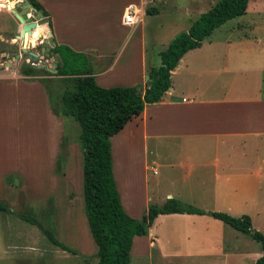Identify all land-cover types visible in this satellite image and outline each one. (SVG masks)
Wrapping results in <instances>:
<instances>
[{"label":"crops","instance_id":"0c3cea01","mask_svg":"<svg viewBox=\"0 0 264 264\" xmlns=\"http://www.w3.org/2000/svg\"><path fill=\"white\" fill-rule=\"evenodd\" d=\"M36 1L48 13L53 41L84 52L92 60L86 59L96 84L110 87L105 79L117 63L119 50H106L97 41L84 43L78 36L87 29L88 35H104L129 26L123 22L126 7L139 10L144 0ZM213 4L214 0H196L187 15L193 20L204 12L199 7L208 10ZM7 5L5 0L0 1L1 17L11 15L10 2ZM144 14L141 10L139 21L131 27L141 23ZM242 15L250 17L248 33L239 34L240 26L229 27L220 37L211 38L210 33L197 47L185 51L170 71V85L160 101L145 105L110 136L112 176L121 206L130 217L134 215L126 209L120 188L129 192L138 166L142 191H146V172L151 173L153 168L152 173L157 174L160 170V180L167 184L163 189L165 199L175 196L205 211L238 212L243 208L251 226L264 234V25L253 21L264 19V0H248ZM15 23L18 33L19 24ZM83 26L85 30L78 32ZM12 37L15 35L0 30V42L16 45ZM143 50L141 46L139 58L144 57ZM150 67L143 65L141 76ZM27 77L7 71L0 74V95L11 91L10 86L16 90L29 85L32 91L24 98L21 91L11 92L15 98L7 91L1 96L9 108H16V123L10 130L22 134L28 154L20 157L3 153L0 157V196L9 189L4 178L26 173L45 176V162L52 165L58 157L55 149H59L62 116L55 112L40 79ZM134 82L144 85L141 79ZM62 172L60 168L57 174ZM153 189H158L157 181ZM222 200L225 205L218 204ZM198 202L209 206L199 207ZM225 225L207 214H158L145 234L133 236L129 261L135 256L179 259L183 264H245L246 260L254 264L262 253L260 244L256 248L248 242L249 236L232 232Z\"/></svg>","mask_w":264,"mask_h":264},{"label":"rangeland","instance_id":"374dc122","mask_svg":"<svg viewBox=\"0 0 264 264\" xmlns=\"http://www.w3.org/2000/svg\"><path fill=\"white\" fill-rule=\"evenodd\" d=\"M6 1L10 2L11 6H14L15 0ZM195 1L164 0L162 2L161 0H144V2L142 1L141 9L138 11L139 16L140 11L145 12L146 7L154 8L157 12L155 14H144L141 23L135 28L120 26L104 35H88L87 32L89 30L87 29L86 33L79 35L78 38L84 43L92 42L93 44L97 41V43L106 47V50L108 48L119 50L117 63L105 79L107 85L136 86L140 83L134 82L135 79L144 80L146 73L141 76L143 65L146 68L157 65L159 62L158 51L164 49L176 34L187 28L192 20V16L187 15V12L191 10L190 8ZM215 1L217 0H214V3ZM140 4L139 2L137 6H140ZM199 9L205 11L207 8L199 7ZM253 21H258L261 25H264V19H254ZM15 22L17 20L12 14L6 16V18L0 16V30L4 34H17ZM248 22H250L249 15L233 17L214 29L210 36L211 38L220 37V33L224 32L223 30L239 26L237 28L240 30L239 34H246L249 31L246 26ZM39 28L40 31L44 30L42 26ZM83 30H85L84 26L80 30L78 29V32L81 33ZM95 32H98V29ZM73 36L74 38L77 37L75 34ZM12 38L13 41H17L16 45L0 42V74L2 71H7V73H16L24 76L19 73V67L30 63L26 61L23 54H21L20 58H14V54L19 51L20 41L14 37ZM38 42L33 40V51H38V47H36ZM141 46L144 49V57L139 58V48ZM82 53L85 54L84 52ZM84 56L88 61H92L86 54ZM45 60L48 65L52 62L50 58ZM81 62L82 60L78 58L72 64L70 62L69 65L70 67H80ZM40 78L46 80L47 90H45L47 95L50 93L48 96L50 103L53 107H57L59 104L58 78L54 74L39 73L38 75L28 76L26 79ZM24 86L21 87L20 85L16 87V90L10 86L9 89L11 91H6L11 94L12 98H15V96L11 92L21 91L20 97L24 98V96L31 95L29 93L32 92L29 85ZM32 86L35 90L38 89L36 85ZM139 91H143V87ZM5 92L0 95V98L1 96L4 97ZM1 100L3 106L0 107V157L3 153H6V155L11 153L13 156L18 154L20 157L26 156L28 149L27 145L21 142L22 134L10 130L11 125L16 123L14 120L16 108H9V103L5 104V98H1ZM61 120L59 149H55V156H58L57 161L52 163V165L45 162V176L26 173L22 177L10 176L7 179H3L4 184L9 189L7 190L8 192L6 191L7 195L2 194L0 196L4 199L0 200V202L6 208L5 212L0 211V264H95L96 262V248L88 232L83 212L81 188L82 156L77 139L79 127L70 116H62ZM48 124H51L50 120H48ZM49 131L50 135L54 134L52 133V127H50ZM60 168L61 172H63L58 175L57 171ZM151 173L146 172V191H142L141 172L138 166H135V176L129 182V192L127 193L120 188L122 201L128 212L131 213L130 215H134V218H138L148 205L158 206L165 200L164 190H166L167 184L160 180V170L157 174ZM155 181L158 183L157 190L153 189ZM145 197H148V199L146 200ZM172 197L175 198V196ZM182 197L188 198V196ZM188 203L196 206L191 202ZM219 203L225 205L226 201H218ZM198 205L199 207L209 206L205 202H200ZM224 205H219L218 207H223ZM243 210L242 208L238 212L226 209H216L215 211L226 212L236 217L241 214L249 216L248 212ZM221 224L225 225L223 222ZM225 226L232 232H236L230 226ZM257 231L264 235L260 230L257 229ZM236 233L242 236L241 233ZM49 236L60 241L66 248L63 249L52 243ZM248 240L253 246L259 248L258 242L249 238ZM183 261L179 259H138L135 256H131L129 264H183ZM189 264L194 263L189 262ZM245 264H248V260L245 261Z\"/></svg>","mask_w":264,"mask_h":264},{"label":"trees","instance_id":"16d2710c","mask_svg":"<svg viewBox=\"0 0 264 264\" xmlns=\"http://www.w3.org/2000/svg\"><path fill=\"white\" fill-rule=\"evenodd\" d=\"M47 18L48 13L36 0H27ZM248 0H217L208 10L193 19L187 29L176 34L158 51V65L147 71L149 81L147 89L136 94L135 86L102 87L96 84L90 66L81 52H75L68 46L54 42L51 50L57 52L63 64L56 67L54 74L59 81L57 114L70 116L79 127L77 136L81 149V188L83 212L87 228L96 248L95 264H129V250L132 238L143 235L158 214L188 213L207 214L218 219L232 229L249 236L260 244L262 255L254 264H264V235L251 226L248 215L231 216L221 211H205L175 198H166L160 205H148L140 218L127 215L120 203L119 195L112 176L109 138L118 132L143 107L160 101L170 85V71L181 55L206 38L211 31L226 20L240 16L245 12ZM146 14L155 13L154 8H145ZM80 58V67H70ZM24 76L39 73L49 75L42 68L30 64L19 67ZM40 81L47 90V82ZM50 93H48L49 96ZM0 210L6 208L0 204ZM50 237V236H49ZM52 243L66 246L51 238Z\"/></svg>","mask_w":264,"mask_h":264},{"label":"water","instance_id":"95a60500","mask_svg":"<svg viewBox=\"0 0 264 264\" xmlns=\"http://www.w3.org/2000/svg\"><path fill=\"white\" fill-rule=\"evenodd\" d=\"M8 1H6V5ZM8 6V5H7ZM10 12L17 20L19 24L18 33L15 34V39L19 40L20 48L17 53L14 54V58H20L21 54L27 59L31 65L36 68H42L50 74L56 73V67L63 64L62 58L57 52H53L51 48L54 45V41L51 35L50 29L47 27V18L41 12L33 7L27 0H15L14 6H9ZM43 25L46 26V38H42L36 44L38 51H33L32 48L25 47L26 36L31 34V32L37 27ZM17 43V41H16ZM43 58V60H42ZM46 58L52 60L51 64L46 63ZM148 74L144 75V85L138 84L135 86L136 94L143 87L144 90L147 89V81H149ZM94 244V243H93ZM95 246V245H94Z\"/></svg>","mask_w":264,"mask_h":264},{"label":"built area","instance_id":"2783aa9c","mask_svg":"<svg viewBox=\"0 0 264 264\" xmlns=\"http://www.w3.org/2000/svg\"><path fill=\"white\" fill-rule=\"evenodd\" d=\"M138 11H139L138 9L133 8L132 6H127L123 14L124 24L129 26L135 25L139 21ZM26 61L29 62L27 59ZM152 172L155 173V170L153 168H152Z\"/></svg>","mask_w":264,"mask_h":264},{"label":"bare ground","instance_id":"6f19581e","mask_svg":"<svg viewBox=\"0 0 264 264\" xmlns=\"http://www.w3.org/2000/svg\"><path fill=\"white\" fill-rule=\"evenodd\" d=\"M1 1V0H0ZM11 6V5H10ZM9 9H10V7H9ZM42 27H44L43 25H41ZM40 26H37L32 32H31V34H28L27 36H26V41H25V47H27V48H34L32 45V43H33V40L34 41H41L42 40V38H46V33H45V27H44V30H39L40 28H39ZM37 31H39V32H37Z\"/></svg>","mask_w":264,"mask_h":264}]
</instances>
